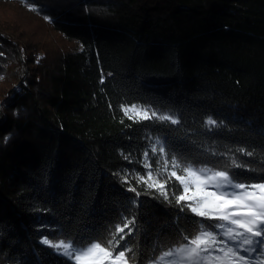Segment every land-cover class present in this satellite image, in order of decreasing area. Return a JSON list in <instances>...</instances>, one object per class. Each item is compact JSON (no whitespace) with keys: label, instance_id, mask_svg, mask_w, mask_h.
<instances>
[{"label":"trees","instance_id":"trees-1","mask_svg":"<svg viewBox=\"0 0 264 264\" xmlns=\"http://www.w3.org/2000/svg\"><path fill=\"white\" fill-rule=\"evenodd\" d=\"M10 2L73 44L0 19V264H74L42 241H107L129 221V264H149L216 223L182 210L175 178L167 199L138 182L167 179L172 157L264 182V0Z\"/></svg>","mask_w":264,"mask_h":264},{"label":"snow or ice","instance_id":"snow-or-ice-1","mask_svg":"<svg viewBox=\"0 0 264 264\" xmlns=\"http://www.w3.org/2000/svg\"><path fill=\"white\" fill-rule=\"evenodd\" d=\"M124 113L129 119H151L156 116L155 112L149 115L135 105L125 108ZM158 118L177 123L171 116ZM215 123L211 119L207 121L210 125ZM152 151H157L155 145ZM159 151L164 153V147L161 146ZM170 163L172 170L168 172L167 179L160 180L159 173L149 171L147 178L141 176L138 182L146 183L150 189L156 188L167 199L166 185L175 178L183 187V193L175 197L176 203L182 204V210H190L198 217L217 222L211 225L196 222L199 227L194 233L184 235L182 243L164 251L151 264H264V182H237L236 174L227 168L218 170L207 166L197 168L191 163L182 165L176 157H172ZM168 164L169 161L164 162L162 171H167ZM233 166L242 167L235 161ZM145 167L150 168L151 165L145 164ZM130 191L136 190L131 188ZM132 223L134 221H129L123 227L118 225L107 241L82 244L71 239L59 243L45 239L42 242L74 264H129L134 259L131 255L133 250L123 246L122 241L127 235L124 229ZM256 256L260 258L253 261L251 258Z\"/></svg>","mask_w":264,"mask_h":264},{"label":"rangeland","instance_id":"rangeland-1","mask_svg":"<svg viewBox=\"0 0 264 264\" xmlns=\"http://www.w3.org/2000/svg\"><path fill=\"white\" fill-rule=\"evenodd\" d=\"M0 19L3 20V25L8 27L11 31H21V34H25L31 42L43 43L50 50L54 49L59 43L66 47L72 46L73 44L72 42L64 40L57 31L50 29L46 20L35 16L27 5L21 6L11 3L10 0H0ZM13 20H15V24H12ZM54 52L55 51L52 53ZM127 108H131V106ZM137 108L146 110L139 106H137ZM129 115L134 114L129 113ZM149 264H151V262Z\"/></svg>","mask_w":264,"mask_h":264}]
</instances>
